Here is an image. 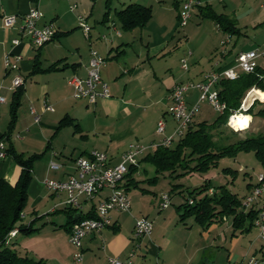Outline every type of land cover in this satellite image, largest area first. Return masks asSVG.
<instances>
[{"label":"crops","instance_id":"1","mask_svg":"<svg viewBox=\"0 0 264 264\" xmlns=\"http://www.w3.org/2000/svg\"><path fill=\"white\" fill-rule=\"evenodd\" d=\"M200 1L212 3L213 0ZM241 1L223 0L225 10L222 13L233 17L235 14L233 12L237 10L234 2L240 4ZM73 2L74 0H0V96L5 98V101L0 103V137L8 133L12 122V102L15 92L12 83L16 71H8L4 62L5 55L12 52L14 55L21 56L19 72L25 76V91L18 108V118L10 142L7 143L8 145L12 143L17 152L26 156L42 154L34 161L33 180L29 188V200L33 199L34 217L28 219L25 213L24 218L27 223L41 219L40 221L49 230V242L55 245L54 250L51 257L43 255L41 258L48 261L50 258L55 259L58 264H108L109 257L112 256L126 260L130 257L136 243L134 228L136 218L140 216H147L153 220L154 230L151 235L140 241L141 246L133 257V264H234V262L245 264L252 255L259 258L257 253H240L234 248L232 251L229 250V255L226 256L224 251L217 248L218 240H228L226 230L222 227L226 226V229L232 230L231 242L236 246L240 242L241 235L248 233L254 227L258 228L259 234L256 223L252 229L243 232L234 229L232 217H224L223 221L213 223L207 229L195 219L196 223L202 227L201 232L195 233V226L190 227L187 224L186 219L189 217L184 221L181 218L182 210L179 207L185 202V185L171 182L169 188L159 192L145 187L143 180L151 183L147 180L151 177L143 176L148 175V169L144 165L146 163H141L138 173V179L142 180L140 185L147 188L148 193L157 195L158 208L144 207L142 203L138 205L134 201L132 190H139V188L131 189L129 191L132 202L130 211L112 212L113 223L100 231L88 234L83 243V260L74 262L76 247L70 241L71 231L65 226L68 215L63 210L68 205L65 202L67 195L50 191L45 180L67 178L76 171V159L80 156H89L95 149L108 152L112 165L122 161L123 153L131 148L133 142L149 147L140 156L139 161L147 153L153 152L156 147L152 144L159 142L163 137L157 133L159 120L166 117L168 135L175 131L178 124L177 120L166 115V112L172 89L177 84L184 83L182 67L184 69L185 67L182 62L185 59L183 60L182 56L179 60L176 59L177 53H173L170 49L172 45L168 37L173 32V26L163 24L154 29L151 28L150 21L156 19L154 9L153 17L148 24L132 29L122 27L117 15V10L120 9H115L119 25L116 24L121 30V34H117L111 27L112 22H116L111 16V9L110 14L107 15L109 0L106 1V10L99 24L91 22L90 19L94 12V4L89 12L88 8L81 9L80 5ZM131 3L146 5L140 1ZM229 4L233 5L234 9H230ZM74 5H76L75 8L72 7ZM34 6H38L44 12V16L38 21L39 26L53 22L58 28L56 37L40 47L33 45L21 32L23 16ZM146 6L153 8L154 5ZM160 6L157 11L158 19L162 23L168 22L169 15L164 12V4ZM181 7L180 1L176 6L177 12L174 14L178 19H180ZM81 11L84 14H78ZM13 14L17 15V22L13 26L6 27L5 16ZM80 15L85 16L92 25L90 36H87L78 25ZM238 27L241 31L238 35H248L245 31L248 27L247 23L241 24L239 21ZM102 34H107L108 38H103ZM17 38L21 39V42L15 45L14 40ZM218 38L219 42L214 45V49L211 48L215 50V58L210 66L205 67L203 63L201 65L200 60L199 65L192 70L186 69L193 75L189 80L203 81L209 73L233 66L240 52L256 47L255 42H252L235 50L238 41L234 42V35L227 32L222 35L220 31ZM220 39H226L229 43L225 49L220 46ZM92 49H97L107 58L102 74L111 90L109 97H101L96 103L77 99L74 96V87L69 82L74 75L83 78L87 76ZM192 55H194L193 52L191 54L188 52L185 58L188 59ZM259 63L264 66V58H261ZM200 95L201 91L198 88H189L188 103L191 105L198 102ZM260 96L261 100L264 99L261 94ZM46 100L54 106V110L45 109ZM202 102L196 116L201 113ZM31 107H35L41 114L40 122L35 121ZM262 107H264V100L256 109ZM250 116L252 123L249 130L253 135L263 131L264 122H256V118ZM64 117H70L73 121L61 125ZM205 120L212 121L206 117L203 121ZM253 123H255L254 127H252ZM51 161L59 163L60 166L51 168ZM21 171L22 167L13 154L0 158V177L15 183ZM210 172L206 173L209 175L207 179L211 178ZM191 174L193 173L188 175ZM255 184H249L247 190L249 193ZM173 187L171 196L177 193L182 200L176 208L172 207V201L169 207L162 209L160 196ZM248 192L245 193V197L249 194ZM108 193L109 190L105 189L92 201L84 199L83 211L88 212ZM262 199L264 201V195ZM44 202L48 204V208L42 212L40 204ZM55 213H60L64 217L56 220L50 216ZM18 235L19 232L14 238ZM259 260L260 264H264V257Z\"/></svg>","mask_w":264,"mask_h":264},{"label":"trees","instance_id":"2","mask_svg":"<svg viewBox=\"0 0 264 264\" xmlns=\"http://www.w3.org/2000/svg\"><path fill=\"white\" fill-rule=\"evenodd\" d=\"M110 1L107 15L110 14ZM194 7H198L203 16L214 19L216 24L223 28L225 32L231 34L241 32L237 20L228 14L218 13L211 2L206 1L203 3L201 1L196 3ZM117 15L124 29H132L137 26L143 27L152 19L153 8L138 3H129L122 9L117 10ZM253 87L263 98L264 66L260 64L255 72H241L236 79L221 77L216 84V88L219 90L220 99L227 105L226 109L213 121L205 120L199 123L193 121L185 133L179 135L175 144H160L153 152L144 155L138 165H131L123 180V186L128 193L133 188H139L144 193L149 192L147 188L140 185L142 180L138 179L141 163H150L155 167L156 175L147 179L154 184L159 181L160 175L165 172H170V175H174L176 178L196 172L208 173L211 169L219 166L218 164H220L222 158L227 156L236 157L240 152H254L260 164L264 167V130L229 144L221 143L216 139V133H223V127L230 126L228 124L230 115L241 107L247 92ZM24 91L25 87L20 86L14 92L12 122L8 133L3 136L8 143L18 118V108L22 103ZM259 102L257 100L254 106L248 110V113L264 117V107L256 112L254 110ZM72 121V118L64 117L61 125ZM231 129L233 134L238 133L233 128ZM8 153L14 155L18 164L22 167V171L15 183L0 177V264H53L45 258H35L29 254H23L16 248L15 238L7 243V235L14 227L19 226V231L28 234L36 230L34 220L30 223L25 222L24 214L29 201V188L33 180V164L42 155L38 153L26 156L17 152L12 143L8 145ZM223 171L227 174L237 172L231 167H226ZM211 189H213L212 192ZM173 190L174 187L169 191L171 195ZM187 191L189 196L185 198V202L179 207L182 210V221L194 216L196 221L207 229L211 224L223 221L224 217H232L235 230L239 229L244 232L255 226L259 206L254 204L246 207L244 205L245 198L239 197L228 184L215 185L211 179L206 178L202 185L193 189L187 188ZM63 210L68 215V222L65 226L70 231L73 225L78 224L83 218L98 217L96 205H93L86 213L82 210L78 217L76 216L79 211L70 205L64 207Z\"/></svg>","mask_w":264,"mask_h":264},{"label":"built area","instance_id":"3","mask_svg":"<svg viewBox=\"0 0 264 264\" xmlns=\"http://www.w3.org/2000/svg\"><path fill=\"white\" fill-rule=\"evenodd\" d=\"M223 1V0H218ZM200 0H186L183 3V26L187 24L192 17L194 5L200 3ZM73 8L76 5L72 6ZM44 16V12L38 7H31L30 10L23 16V24L21 32L28 40L35 46L40 47L53 40L58 33V28L53 22L45 23L39 26L38 21ZM5 26H13L17 22V15H6ZM79 27L90 36L92 25L88 22L87 18L83 15L79 16ZM111 27L117 34H121V30L117 27L116 22H112ZM103 38H108L107 34H102ZM21 39L14 40V44H19ZM192 51H190V54ZM264 58V43L256 46L250 50L240 52L235 60V64L229 68L209 73L203 81H189L186 82V106H187V129L194 121L197 112L200 110V102L208 100L212 106L220 113H222L227 105L220 99L219 90L216 84L221 77L236 79L240 76L241 72H255L259 66V60ZM20 55H14L8 52L4 57L5 66L8 71H16L13 78L12 88L17 89L25 85V76L22 75L20 70ZM107 63V58L97 50H91V58L88 66V74L85 78L74 75L70 78L69 82L74 87V96L77 99H86L90 103H96L101 97H109L111 90L109 83L104 79L102 74L103 66ZM188 60L185 58V69H188ZM191 87H196L201 91L200 99L194 104H189L187 100V91ZM255 87L251 88L246 97L244 98L241 107L234 111L230 117L228 124L235 131L245 130L238 129L232 125V119L238 113H247L250 105L245 106V103ZM170 104L167 109V114L177 120L178 124L172 134H167V119L163 117L158 122L157 133L163 137L159 142L153 143V147L160 144L171 145L177 138H179V121H178V94L177 85L170 93ZM257 97L253 98L256 100ZM260 99V98H259ZM5 98L0 96V103L4 102ZM250 104V103H249ZM46 110H54V106L45 101ZM34 114L35 121H41V114H39L35 107H31ZM252 123L250 119L246 129H249ZM20 137V134H18ZM149 147L139 142H133V150H126L123 153V158L120 163L110 164V156L108 152L95 149L91 151L89 156H80L76 159V171L70 174L65 179H46L45 184L50 191L56 193H65L66 204L76 208L79 212L83 210L84 199L92 201L105 189L109 193L96 204L98 217L85 219L83 224H74L70 232V241L76 247L74 253V262H81L84 257L83 243L85 237L95 231H100L103 228L110 226L113 223L112 212L130 211L132 202L128 191L123 186L125 175L129 172L131 165H138L139 158L143 155ZM8 143L0 137V158L8 156ZM60 165L55 161H51V168H58ZM213 189H211V192ZM251 192L245 197L244 205L250 207L254 204L259 206V214L256 219V225L259 227V238L264 239V173L258 175V183L254 185ZM192 202V200H191ZM172 203V196L169 191L163 192L160 199V207L166 209ZM14 227L7 235V243L10 242V234H13ZM154 230V222L147 216H140L136 218L134 228L135 246L130 254V257L123 260L119 257H109L108 264H133V257L137 249L141 246L140 241L148 236ZM245 264H260L259 258L252 255Z\"/></svg>","mask_w":264,"mask_h":264},{"label":"rangeland","instance_id":"4","mask_svg":"<svg viewBox=\"0 0 264 264\" xmlns=\"http://www.w3.org/2000/svg\"><path fill=\"white\" fill-rule=\"evenodd\" d=\"M106 1L107 0H74L73 4L80 5V8H88V11H91V7L94 4V12L91 16V22H95V24H99V20L102 19L103 13L106 10ZM140 1L143 4L146 5H154V14L156 13V19L150 21L151 28L154 29V27L160 26V25H166L169 27H174L173 32L169 35L168 39L171 42V50L173 53H177L176 59H180L182 56V59L185 57L187 58L188 52L192 51L194 55L188 57V66L190 70H192L194 67L199 65V62L201 60L202 63L205 65V67H209L211 61L215 58V50H213L214 45L219 42L218 35L221 31V34H225V30L223 28L217 27L216 22L214 19H212L209 16H203L199 8L194 9L192 12V17L189 19L186 25H181L180 19L176 18L174 14L177 12L176 6L182 2L183 3L186 0H113L111 4V16L114 18L116 23L119 25V22L117 20V17L115 15V9H121L124 5H127L131 2H137ZM235 3V7H237L236 12L234 14V18L237 20V23L240 21L241 24L247 23L248 27L246 28V33L248 35H234V42L238 41V45L236 46L235 50L240 48L242 45L251 44L252 42H255L256 46H259L264 43V0H242L240 4L237 2ZM160 4H164V12L169 15L168 22L162 23L161 20H159V12L158 9H160ZM232 4V3H231ZM229 4V5H231ZM212 5L215 8V10L218 13H222L225 9L224 2L213 0ZM182 8V7H181ZM230 9H234V6L231 5ZM78 9L76 10V12ZM181 11V9H180ZM234 11V10H233ZM78 14H84V12H78ZM233 15V14H231ZM98 19V21L96 20ZM239 20V21H238ZM79 23V22H78ZM79 25V24H78ZM263 25V27H262ZM224 32V34H223ZM106 33H109L106 31ZM228 33V32H227ZM110 34V33H109ZM221 36V35H220ZM227 39V38H226ZM226 39H220V46L222 49H225V46L229 43H227ZM263 41V42H262ZM211 48H213L211 50ZM183 59V60H184ZM184 63V61L182 62ZM182 77L185 78L184 83L192 81L189 80L193 77L191 75L189 70H186L182 67ZM195 82V81H194ZM263 91V90H262ZM264 92V91H263ZM255 98V97H254ZM253 98H250V100ZM248 103H250V107L248 110H250L255 102L259 100L260 102L257 104H262V100L257 98L256 100H252ZM256 106V107H257ZM247 110V111H248ZM255 112L258 111V109L254 108ZM220 112H218L208 101H203L201 104V113H198L196 116V122H203V119L206 117L209 120H215L219 116ZM255 117L256 122H264V117L261 115H254L253 113H244L245 116L249 117L251 119V116ZM249 123V122H248ZM259 124V123H258ZM257 124V125H258ZM232 125L239 128V125L232 121ZM255 126V123L252 124V127ZM224 132L223 133H216V139L226 144L237 142L241 138L249 137L253 135L252 131L249 129L240 130L237 134L232 133V129L229 127H223ZM234 130V129H233ZM4 138V137H3ZM5 139V138H4ZM9 155V154H8ZM145 167L148 169V175L144 174L145 177H154L156 175L155 167L151 164H144ZM218 167H215L211 169V172L209 173L211 175L212 182L215 185H221V184H228L231 189L236 192L239 197L243 198L245 197V193L248 191L249 184L258 183V175L259 173H264V167L262 164H260V161L258 160L256 154L254 152H240L236 157H224L220 160V164H218ZM231 167L234 170H237V172H231V173H225L223 171L224 168ZM141 175V174H140ZM209 175L206 173H193L191 175L187 176H181L179 178L171 177L170 173H165L160 175V179L157 183H148L147 181H144L143 185L145 187H150L154 189L155 191L159 192L162 189H167L171 186V182L173 183H183L186 187L184 195L185 197L189 196V193L187 191V188L193 189L195 187H198L204 183L206 180L205 178H208ZM48 188V187H47ZM132 194L134 197V201L137 202L138 205L142 203V205L148 206V207H157L158 208V198L157 195L154 193H141L142 191L139 189H133ZM249 193V192H248ZM132 197V195H131ZM132 197V200H133ZM173 203L172 207L176 208L179 203L182 200V197H180L179 194H173ZM161 199V196H160ZM33 199L28 201L27 207L25 209V213L28 215V219L31 217H34V210H33ZM44 205V206H43ZM40 209L42 212L46 211L48 208L47 203L40 204ZM80 213V212H79ZM51 217L55 218L56 220H60V218L64 217V215H60V213L51 214ZM25 218V214H24ZM41 219L34 222V227L36 230H34L31 233H25L23 231H19V235L14 239L15 246L18 248L23 254H29L32 257L35 258H41L43 255H49L48 257H51L52 252L54 250V244L51 245L49 242L50 235L48 233V228L45 226L44 223L40 221ZM187 220V224L191 226H195V233L201 232L202 227L196 223L194 216L189 217ZM59 228V226H58ZM227 227H222V229H225L228 240L224 241L223 239L218 240V247L220 251H224L226 256L229 255V252L232 251L234 248L236 252L240 253H257V256L259 258L264 257V239L258 237V228L254 227L252 230H250L248 233H244L240 237V242L235 246L231 242V234L232 230L226 229ZM214 234V233H213ZM14 238V237H13ZM21 238V239H20ZM222 238V237H221ZM230 250V251H229ZM53 264H58L55 259L49 260ZM236 262H234L235 264Z\"/></svg>","mask_w":264,"mask_h":264},{"label":"bare ground","instance_id":"5","mask_svg":"<svg viewBox=\"0 0 264 264\" xmlns=\"http://www.w3.org/2000/svg\"><path fill=\"white\" fill-rule=\"evenodd\" d=\"M183 7L181 8L180 11V22L181 25H183ZM105 58V57H104ZM184 67H185V61H184ZM177 94H178V121H179V135H182L185 133L187 129V106H186V83H180L177 84ZM260 98V93L257 91H252L250 96L248 97L245 106L249 105V100L250 98ZM248 118L247 116L244 115V113L240 114L238 113L237 116H234L232 121L236 122L239 125L240 129H245L248 126ZM250 120V119H249ZM129 150H133V145ZM85 219H91L88 217L83 218L78 224H83L85 223ZM19 227V226H18ZM16 227L15 230H13V234H10V241L13 239V237L19 232V228Z\"/></svg>","mask_w":264,"mask_h":264},{"label":"water","instance_id":"6","mask_svg":"<svg viewBox=\"0 0 264 264\" xmlns=\"http://www.w3.org/2000/svg\"><path fill=\"white\" fill-rule=\"evenodd\" d=\"M79 215H80V213H78L76 217H78Z\"/></svg>","mask_w":264,"mask_h":264}]
</instances>
